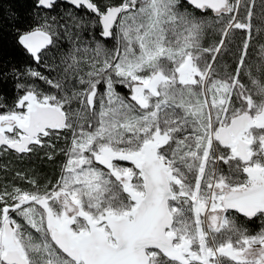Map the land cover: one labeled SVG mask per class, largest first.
Here are the masks:
<instances>
[{
  "label": "snow or ice",
  "instance_id": "obj_1",
  "mask_svg": "<svg viewBox=\"0 0 264 264\" xmlns=\"http://www.w3.org/2000/svg\"><path fill=\"white\" fill-rule=\"evenodd\" d=\"M33 9L0 155L63 160L0 185V264H264V0Z\"/></svg>",
  "mask_w": 264,
  "mask_h": 264
},
{
  "label": "trees",
  "instance_id": "obj_2",
  "mask_svg": "<svg viewBox=\"0 0 264 264\" xmlns=\"http://www.w3.org/2000/svg\"><path fill=\"white\" fill-rule=\"evenodd\" d=\"M113 2V0H107ZM34 0H0V72L10 71L12 68H23L27 64V55L15 41V29L28 25L32 15ZM259 5V0H257ZM67 5L58 7L52 14L63 12ZM259 12V7L256 9ZM259 43H256L253 51L254 58L259 55ZM230 59V57H229ZM32 67H37L35 64ZM37 70L45 71L43 68ZM0 93L11 98L14 95L13 82L9 78L6 82L0 83ZM57 148L64 146V140L54 141ZM63 160L62 155H57L54 160H48L44 156V150L33 154L31 158H18L14 154L0 155V185L13 184L25 189H30L31 185L18 178L16 172L25 173L35 178L43 186L47 181H55L59 175V165Z\"/></svg>",
  "mask_w": 264,
  "mask_h": 264
},
{
  "label": "flooded vegetation",
  "instance_id": "obj_3",
  "mask_svg": "<svg viewBox=\"0 0 264 264\" xmlns=\"http://www.w3.org/2000/svg\"><path fill=\"white\" fill-rule=\"evenodd\" d=\"M257 59H259V55H257Z\"/></svg>",
  "mask_w": 264,
  "mask_h": 264
}]
</instances>
